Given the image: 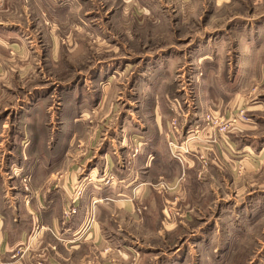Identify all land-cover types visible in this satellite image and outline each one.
<instances>
[{"label":"crops","instance_id":"crops-1","mask_svg":"<svg viewBox=\"0 0 264 264\" xmlns=\"http://www.w3.org/2000/svg\"><path fill=\"white\" fill-rule=\"evenodd\" d=\"M29 1L49 4L53 11L41 5L43 12L58 22L62 20L59 17L65 15V19L71 20V24L65 20V26L76 28L74 32L80 35L88 30L91 15L95 14L94 11L76 12V8L82 9L80 0H10L11 9L0 11V104L9 100V95L18 97L15 91L19 89V77L24 76L22 72L30 71L27 66L33 57V49H36L31 42L36 39L37 32L32 24L27 28L19 23L20 19L29 21L31 17L24 6ZM94 1L82 0L89 6ZM119 1L122 3L119 19L125 22H129L131 15L127 10L133 9V1L141 5L135 8L140 17L154 25H161L164 17L169 20L174 12L167 4L168 0ZM181 1L190 3V0ZM208 2L206 16L214 14V6L228 8V16L221 17L222 20L202 34L191 35L190 46L184 49L167 48L144 56L138 75L148 78L144 80L145 84L139 83V92H132L134 102L123 98L125 110L117 123L109 127L110 133L102 140L98 153L90 154L94 151L89 149H96L98 144H94L92 137L89 140L87 135L82 137L83 132L92 129L94 124H90L89 119L99 111V106L105 110L117 83L115 73L129 71L125 57L95 63L90 78L97 84V89L88 91L89 96L80 91V94L53 93L49 96L36 88L22 99L19 105L23 107L16 109L14 117L26 121L25 124H33L32 128L19 142L10 138L4 145L0 142V264H84L88 258L86 254H89H82L85 248L91 250L89 258L97 264H146L148 257L152 260L151 253L157 254L160 250L145 245L130 231L141 221L161 239L167 232L172 235V241L181 240V246H171L168 253L161 252L158 259L163 264H190V254L196 253L199 257L195 259L200 264L204 259L201 254L231 251L227 245L232 242L225 236L237 237L238 247L252 237L259 227L258 212L264 211V13L255 12L252 7L247 14L242 13V7L250 5L247 0ZM253 3L264 2L255 0ZM237 4L239 7L235 11L232 8ZM70 7L72 9L67 10ZM99 29L116 34V30L103 27L101 23L93 26L92 22L88 33L97 34ZM51 48L58 52L59 44L53 41ZM163 63L169 66L165 74L161 69ZM189 64L193 67L195 93L200 95L195 96V102L190 101V111L184 114H188L186 125L190 123L193 133L188 142L190 154L180 163L171 157L167 145L168 136H171L165 126L171 110L164 84L173 80L176 69ZM153 67L156 69L152 75L154 85L145 90V85L151 84L148 73H152ZM199 68H202L200 73ZM117 69L120 71L116 72ZM110 73L115 78L107 80L110 84L102 94L97 91H100L99 83ZM39 74L45 73L40 70ZM157 79L162 83L157 85ZM255 85H261V91L250 93ZM45 96L47 101L54 98L51 100L55 102L54 109L48 113H52L54 121L59 120L53 128L59 136L49 142L39 135L40 131L51 129L46 120L41 122L46 111L41 108L40 100H45ZM72 104L70 110L68 106ZM243 108L251 121L248 124L240 121L241 125L235 123L236 127L222 136L216 128L205 123L204 115L208 112L233 120ZM149 110L155 116L157 132L147 125ZM183 111L181 109V113ZM40 115H44L41 120ZM5 127L9 126L0 121V140L3 131L7 130ZM8 132L16 133L11 125ZM131 136L134 139L127 138ZM77 142L86 143L85 153L76 152ZM135 148L138 151L133 155ZM154 172L162 174L155 175ZM108 176L115 177L110 184H106ZM160 176L173 182V187L179 186L175 188L177 191L165 197L163 210L173 199L180 202L175 204L181 209L183 196L194 211L198 201L208 194L218 197L229 194L228 199L216 202L219 208L214 214L215 219H208L201 231L193 232L192 247L190 233L183 234L182 238L174 234L177 229L189 225L186 222L190 221V208L189 212L182 209L185 213L179 220L165 213L171 222L162 215L159 219L152 212H145L142 220H138V201L149 202L150 207H154L149 183L153 177ZM79 190L81 194L77 195ZM178 195H181L180 201ZM73 206L77 212L68 215L67 210ZM214 235L221 239L217 241ZM106 248H111V252L106 253ZM260 253L264 254V249ZM256 264H262V261Z\"/></svg>","mask_w":264,"mask_h":264},{"label":"rangeland","instance_id":"rangeland-1","mask_svg":"<svg viewBox=\"0 0 264 264\" xmlns=\"http://www.w3.org/2000/svg\"><path fill=\"white\" fill-rule=\"evenodd\" d=\"M80 1L82 3V9L79 10V8H76V12H83L84 14L86 12L94 11L95 14L91 15L92 20H89V23L92 22L93 26L98 23L100 25L101 23L103 27H110L111 29L116 30V34H109L106 30L104 31L101 29H99V33L97 34H90L88 33L89 23L88 30L85 29L83 31L84 33L81 35L76 34L74 32L77 31L76 28H70L69 25L65 26V20L69 24H71V20L68 18L65 19V15H61L59 18H61L62 20L58 22L57 20L48 17L46 12H43L41 7V5H43L42 3H36V1L34 3L29 1L30 4L29 2L24 3L26 12H29L31 14V17L29 21H27V19H20L19 23L24 24L27 28H29V25L31 24L34 27L35 31L37 32H35L36 39H33L31 44L32 47L36 49H33V57L30 58L29 65L27 66L30 71L22 72L24 76L19 77V82L17 84L19 89L18 91L15 89L18 97H10L9 95V100L0 104V113L2 115L0 117V121H2V124L5 123L9 127L11 125L13 133L14 131H16V133L14 134H9V127H5L7 130L3 131L4 135L1 137L2 140H0V142L3 141V145L6 143L8 138L14 139L19 142V139H22V136L25 134V132L32 128L31 125L33 124H25L26 121L22 119H15L14 115L17 114V108L23 107L19 105V103L23 101L22 99H24L28 94L32 93L36 88L42 89V91H45V93L47 92V95H53V93L56 95L64 93L72 94L74 92L75 94H77V92L78 94H80V91L89 96L87 94L88 91L97 89V84L94 83L90 78L91 72L93 74L94 67L97 64H100V62H103V60L106 61L107 59L109 60L117 57H125L123 59L128 61V67H130L129 71L125 70L124 72H120L118 74L115 73V76H118V78L116 79L117 83H115L114 85L115 88L112 89L111 97L107 102L105 110L104 108L102 109L99 106V111H97L99 113L95 111L93 117L89 119L90 124H94L92 129L90 131L84 130L83 132L84 135L82 137H85L87 135L88 140L92 137L95 141L94 144H98V147L96 149H89V151H94L90 154H94L95 151L96 153H98L101 150L103 144L102 140L110 133L109 127L112 126V124L117 123V119L122 116L121 112L125 110V107H123L124 99L134 102L132 92L133 94H135L137 91L139 92V83L142 85L143 83L145 84L144 80H147L148 78L147 75H142V77H139L138 75L139 70L140 68H142L141 66L144 63V56L162 49H184L187 46H190L191 35L195 33L196 35H199L202 34L206 30V28H213L215 22H218L219 20L227 17L229 12L228 8L214 6V14L212 16H209L207 14L209 16L208 17L206 16V9L210 5L208 0H190V3H185V1L181 0H168L170 3L168 2L167 4L171 5V9L174 11L173 13L171 12V18L167 20L168 18L164 17L161 25H154L147 20H145V22L142 17H140L141 14L139 13V10L135 8L141 5L136 1H133V3L135 4H132L133 9L130 8L129 10H127V12L131 15L128 19L129 22H125L124 20L119 19L121 16L119 13L120 10H122V3L119 0H93L94 4L90 6L88 4L86 5L84 2H82V0ZM209 1L211 2V0ZM247 1H250V5L247 4V8L242 7V13L247 14L250 11L251 7L255 12L264 13V3L255 4L253 3L255 0ZM44 5L49 8V4ZM11 7L12 3L10 2V0L0 1L1 12L10 10ZM238 7L239 5L237 4V6L234 5L232 9H235L236 11ZM71 9L72 8L70 7L67 10L70 11ZM49 10L53 11V7L50 6ZM96 17H98L99 19H96ZM53 41H55L56 44H59L58 52L51 50ZM96 62L97 64H95ZM161 69L165 74L166 70L169 69V66L163 63ZM175 69L176 68H174V71ZM192 69L193 67H191L190 64L179 67L178 70L176 69L175 74L173 73V80L164 84V89L168 91V96L166 95V101L169 106V110H171L168 121L166 119L167 125L165 126V129L167 128V132H169L171 136H168L167 145L170 155L174 160L176 159L173 157L169 142L171 140L185 141L186 137L190 134V123L186 125V118L188 114H184L187 113V111H190V101L195 102V96L198 95L199 97L200 95L195 93V87L192 83L194 74L193 72L191 73ZM40 70H43L45 74L40 75ZM201 70L202 68H199L198 73H200ZM112 71L113 69L111 70V72ZM119 71L120 70L117 69L116 72ZM126 71L127 73H125ZM150 71H152V73L148 74L150 75L149 80H151V84L147 83L145 85V90H149L150 87L154 85V78H152V75L154 74V72H156L155 67H153ZM106 76L107 78H104L106 80H102L99 83L100 91L97 90L102 94L107 91V85L110 84V82L107 80H109V78L111 80L115 78L114 76H111V73ZM26 79L28 80L24 82ZM159 82L160 80L157 79V85ZM260 91L261 85H255L254 87H252L250 93L254 94ZM44 98L45 100L41 99L40 103L42 105L41 108L43 107L46 111V117H44V115H40V120L44 117L45 119L41 122L43 123L46 120V124L48 123V126L50 125L49 127L51 129L47 130V132L42 130L39 132V135L42 137V139L49 142L55 140L59 136L58 132L56 133L55 129H53L55 127V124L59 120L54 121V119H52L51 112L54 109L53 107L55 102L51 100L54 98L48 99V101L46 100L47 96H45ZM71 102L74 103V100H72ZM5 107L6 109H4ZM68 108L72 110L73 104L71 107L69 105ZM69 109L67 111H69ZM181 109L184 110L182 113ZM13 110L14 112H12ZM50 110L51 112L48 113V111ZM208 114H214L216 116L222 117L224 120H226L225 122L227 124H232L230 118L225 119L224 116L218 115L219 113L215 112H208L204 115V118H206ZM56 116L57 115H55V117ZM238 117L239 118L234 123L239 125H241V122H243L244 124H248L251 121V116H247L245 108L239 110ZM146 122L148 123L147 125L150 126L149 128L151 130L154 129L155 132H157L154 124L155 116L153 115L152 111H150L149 116H146ZM233 127H236V125L234 126V124H232L231 129ZM127 138L134 139L132 138V136ZM14 145L16 144L14 143ZM1 148L2 147L0 146V151ZM74 148L77 149L76 152L81 150L85 153L86 143L82 144L81 142H77ZM137 151L138 150L136 149L133 155H136ZM5 165L6 163L4 164V166ZM154 174L160 175L162 173L154 172ZM199 177H202V175ZM173 184L174 183L165 178V176H160L158 178L153 177L152 180L150 179L149 186L153 190V193H151V199H153L152 202H154V207L151 208L149 202L146 203L143 201H138L139 203L136 208V213L140 217L138 220H142L145 212H152L155 216H158L159 219L162 215L163 219L166 218V220L168 218L170 219V217L166 216V214L169 216L174 215L179 220L183 216L182 214L185 213L183 210L186 209L188 211L190 208V212L188 211L190 213V221L186 222V224L189 225H185V231L183 228L179 230L177 229L174 234H176V237L182 238L183 234L190 233V246L192 247L194 244L191 239L193 232L196 230L201 231V228L205 226L208 219H215L214 214L219 208L217 207L218 204L216 202L223 198L228 199L229 194L225 197H218L213 193L208 194L205 199L198 201V206L194 209V211L191 208L192 206H189L188 201L183 196V204L181 209L177 206L178 204H175L180 202H177L175 199H173L172 202H169V204H167L168 207L164 208L163 210L162 202L164 201V204L166 203L165 197H169L172 192L177 191L175 188L179 187H173ZM76 193L77 195H80L81 190L77 191ZM180 196H177L178 201H180ZM73 208L76 207L73 206L69 210H67L68 215H72L70 213V210ZM261 212L264 211L260 210L258 212V214L260 213L258 216L259 227L256 229L252 237H250L247 241L242 242V244L238 247L239 244L237 243V237H235L234 235L225 236L227 240L232 242L230 243V245H227L230 246L231 251L227 252L226 254H220L216 251H210L208 252V254H201L204 259L200 261V264H256L258 261H262V264H264V254L260 253L261 250L264 249V219H262L264 216H261ZM169 219L168 221L171 222ZM166 220L165 222H167ZM141 222L137 226L138 229L140 228V231H138L137 228L133 229L132 227L130 231L133 232L136 236H139V240L142 241L145 245L156 247L160 250L157 254H154L155 252L151 253L150 256L152 257V260H150V257H148L146 264H163L158 259L159 256H162L161 252L168 253L171 251L170 249L172 247L181 246V240L177 239L176 241H172V235L167 232L166 234H164V236H162L161 239L158 234L153 235L146 228V225ZM168 226H170V228L173 227L172 224H169ZM184 238H186V236ZM214 239L218 241L221 239V237L214 235ZM111 250V248H106L105 252L109 253L111 252ZM89 251H91L89 248H85L83 249L82 254H91V252ZM89 254H86L88 258L85 259L84 264H97L96 262L94 263V259L89 258ZM94 254L100 253L95 252ZM197 257H199V254L197 253L190 254V264H198V261L195 259ZM98 259L100 260V258ZM100 263L104 264L103 262Z\"/></svg>","mask_w":264,"mask_h":264},{"label":"built area","instance_id":"built-area-1","mask_svg":"<svg viewBox=\"0 0 264 264\" xmlns=\"http://www.w3.org/2000/svg\"><path fill=\"white\" fill-rule=\"evenodd\" d=\"M239 117H235L233 120H230L232 124H235L234 122H236ZM225 121L226 120H224L222 117L216 116L214 114H208L205 118V123L207 124V126H210L211 128H216L221 136L223 134H227L232 126V124H227ZM190 133H193L192 130H190ZM213 140L216 141L217 139L215 138ZM189 141H190V134L186 137L185 141L171 140L169 142V146L173 154V157L181 163L184 162V156L186 154H190V147L188 145ZM203 161L205 165L208 164V162L205 161L204 159ZM114 179H115L114 176H108L106 180V184H110L112 181H114ZM76 211H77L76 208H73L70 210V213L73 214L76 213Z\"/></svg>","mask_w":264,"mask_h":264}]
</instances>
